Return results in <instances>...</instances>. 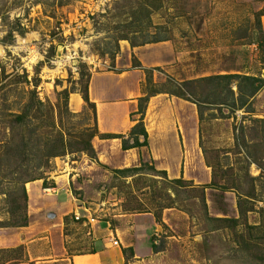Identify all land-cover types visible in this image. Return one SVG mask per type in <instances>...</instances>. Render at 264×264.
Returning <instances> with one entry per match:
<instances>
[{
  "label": "rangeland",
  "instance_id": "374dc122",
  "mask_svg": "<svg viewBox=\"0 0 264 264\" xmlns=\"http://www.w3.org/2000/svg\"><path fill=\"white\" fill-rule=\"evenodd\" d=\"M261 14L264 0H0V102L19 113L30 94L37 93L44 108L29 115L36 118L31 121L32 139L54 140L63 134L69 145L95 129L100 134L104 124L97 106L122 100L126 88L134 85L133 92L140 87V99L149 101L139 99L131 121L137 122L135 127L140 123L153 142L165 141L173 154L171 162L163 157L164 165L176 171L172 177L151 171L156 163L145 151L146 160L126 168L142 163L147 165L144 171L122 178L108 162V156L112 162L127 156L130 164L122 141L106 147V140L95 138L96 160L68 153L36 172L33 176L40 179L34 182L43 184L44 197L86 208L60 232L67 237L66 257L82 256L75 260L82 264L83 256L98 251L107 254L108 264H264V243L255 248L264 240V230L249 229L264 219L259 213L264 209V175L249 164L256 158L264 169V124H256L264 122V85L244 110L233 112L239 98L236 81L230 84L235 93L231 99L228 82L213 80L246 76L264 81ZM155 39L166 41L146 44ZM87 86L96 110L83 99ZM10 120L0 125V152L11 138L15 144L28 139L16 124L11 131ZM176 129L186 146L181 143L182 152ZM247 172L261 178L255 212L237 227L218 223L240 219L238 195L253 191L249 180L240 181ZM5 200L0 197V227L10 222ZM29 203L28 194V227ZM68 212L64 207L63 213ZM152 216L156 224L150 228ZM90 219L98 223L91 226ZM21 229L0 228V251L22 248L25 255L11 264H72L57 262L61 251L54 234L48 243L28 250L25 239L37 240L44 226L36 225L30 233ZM137 232H142L139 238ZM243 239L248 243L241 244ZM47 254L54 259H38Z\"/></svg>",
  "mask_w": 264,
  "mask_h": 264
},
{
  "label": "trees",
  "instance_id": "16d2710c",
  "mask_svg": "<svg viewBox=\"0 0 264 264\" xmlns=\"http://www.w3.org/2000/svg\"><path fill=\"white\" fill-rule=\"evenodd\" d=\"M264 14H261L263 17ZM125 41H128L125 39ZM130 41V40H129ZM166 40L164 39H155L146 44H158L163 43ZM130 45L133 48H137L136 44L130 42ZM213 80L218 81H227L228 87L226 90L229 91V97L232 99L235 97L234 91L231 89L230 84L233 81L237 83V90L239 94V98L234 104H232L233 112L244 110L249 104V100L255 98L257 93L262 89L264 85V81L258 78L246 77V76H220ZM246 86V88H245ZM29 104L23 108V111L19 113H13L11 110L6 107L2 108L4 105L3 100L0 102V125L6 121V118H10L9 128L13 132L17 126L21 127V131L23 132V136L28 139L22 138L21 144H15L13 142V138L10 139V142L4 146L3 151L0 152V197H5V210H7V215L10 219L8 224H2L0 228H27L29 225V217H28V194L26 190V185L37 181L40 177H34L33 175L41 171L42 168H48V163L52 159L60 158L65 156L66 154L73 153H84L87 154L92 159L96 160V153L92 146V140L95 138H100L101 140H121L122 141V150L124 152L134 150V149H142L147 148L149 146L148 143V133L143 126L139 123L136 127H134L129 133V137L121 135H100L99 132L95 129L92 133L85 135L77 136V142L74 144H69L65 142V138L63 134H57V137L54 140L46 139H32L34 137L35 130H32L31 121L36 122V118L31 120L29 115L36 111L44 108V104L38 98L37 93L33 92L30 94ZM227 95V94H226ZM63 99L65 103L69 99L70 93L67 91L63 93ZM5 97V93L1 98ZM177 97L181 98L183 96L177 95ZM84 101L91 106V109L96 110L94 104L90 103L88 97V86L83 94ZM140 101H149V98H142ZM5 103V101H4ZM6 105V103H5ZM222 106L228 105L226 102L221 104ZM264 124L262 121H256V124ZM53 126V124H52ZM29 136V137H28ZM84 137L86 139H84ZM58 138V139H57ZM264 143V142H263ZM248 147V146H247ZM258 148V146H256ZM260 148V147H259ZM258 158H263L261 151H256ZM260 155V157H259ZM248 156L251 157L250 152ZM255 156V155H254ZM256 157V156H255ZM255 163L250 161V165H256L261 170V175H264V169L261 166L260 160H256ZM264 159V158H263ZM139 168H131V169H123L116 170L114 173L122 178L128 177H138L144 169L147 167L146 164H140ZM151 171H153L156 175L167 177L165 172H158L152 166L149 167ZM3 175V176H2ZM249 180L252 184L253 191L248 195L239 194L238 195V210L240 214V219L238 220H215L218 223H227L232 224L234 226L240 225V220L244 218L247 214L255 212L254 204L259 202L256 197V183L259 182L261 178H253L247 172L243 178H240V181ZM6 181V182H5ZM4 182V183H3ZM174 184L183 185L184 182L176 181ZM212 188H218L214 183L212 184ZM215 189V190H216ZM260 203V202H259ZM264 203V202H263ZM206 207V206H205ZM204 207V208H205ZM264 216V209L260 210V212ZM161 224V221H157ZM248 226V225H247ZM249 229L255 230H264V219L260 226L258 227H249ZM264 240H259L256 242L255 248H261L260 243ZM242 243H248L247 240H242ZM240 244V243H239ZM156 250V248H155ZM18 254V256H13ZM3 258V259H2ZM25 258L24 252L22 248L18 249H10V250H1L0 251V264H11L22 262ZM261 261L264 263V258H261Z\"/></svg>",
  "mask_w": 264,
  "mask_h": 264
},
{
  "label": "crops",
  "instance_id": "0c3cea01",
  "mask_svg": "<svg viewBox=\"0 0 264 264\" xmlns=\"http://www.w3.org/2000/svg\"><path fill=\"white\" fill-rule=\"evenodd\" d=\"M261 25H262L263 33H264V16L261 18ZM125 49L128 50L127 47ZM124 82L126 81H123V83ZM139 88L140 87H138V89L135 90V92H133V89H135V86L133 85L132 87L128 89L126 88L124 92L125 95L122 100L119 99L118 101H111V103L106 102V103H102L101 106H97L98 107V120L100 121V123L103 122L104 124V125L99 126V131L101 135L126 136L131 132V130L135 127L137 122L131 121L130 118H131V115L137 112L139 99L142 97L141 89ZM104 94L106 97V94L108 93L104 92ZM112 108H115V110H113ZM178 130L179 129H176V136H177V142H178L179 148L178 147L176 148H178V151L182 152L181 150L183 149H182L181 143H183L184 148H186V146H185V143L182 140H180ZM182 136H183V133L181 132V138ZM149 140H150L149 141L150 148L134 149V150H130L126 152V154L129 155L128 157V159L130 160L129 165H128V162H126L127 156L125 158L118 159L116 161L117 164L122 163L123 167H116L115 166L116 162H112L109 156H108V162L114 163L113 169H117V170L129 168L128 166L130 165H134L132 167H135L136 164L141 162V160H146L144 157L145 151H146L148 157L150 159H153V161L156 163L155 168H157L159 172H165L169 177H172V174H175L176 171L174 170L175 171L174 173L171 172L173 170L168 168L167 165H164L163 163V159H164L163 157H166L169 162L173 160V154L169 152L168 144H166L165 141H162V140H157V142L156 141L153 142L152 138H150ZM117 141L118 140H106L104 146L109 147L110 145H112L111 143H114ZM158 145L160 146L162 151H160V148L159 149L156 148L158 147ZM164 146L166 147L164 148ZM120 148H122L121 144H120ZM125 162H126V165H125ZM260 175H261V172H260ZM70 176L71 175H69L68 176L69 178H67V180L64 181L65 183H67L66 185H68L71 182ZM62 177H64L65 179L67 176H62ZM75 177L73 176L72 178L74 179ZM27 189L29 192L28 194H29V199H30V203H29L30 204V207H29L30 226L27 228H23L21 230H23V233H30L31 230L34 228V226L37 225L38 227L39 224L41 226H44L45 230L39 233L42 235L38 237L37 240L25 237L26 239L24 241V244L26 245L29 251H32L36 243L42 242L43 244H46L49 242L50 236L54 234L56 235V238H57L56 243L59 247V250L61 251V254L59 257L60 260L57 262L71 261L72 264H76L75 260L77 258H82V256L81 257H75V256L66 257L67 253L65 249V243L67 242V237H65L63 233H61L62 235L61 236L60 232H62L64 228L66 227L65 224L72 220V218L74 217L73 215H76L77 212L86 210L84 204H77V203L73 204V203H70L68 199L67 201L61 203L60 198H58L59 202L56 199L50 200L47 197H44L42 195V191L44 190L42 183H38V182L31 183L27 185ZM64 207H68L70 212L63 213ZM67 217L69 218L68 220H67ZM123 217H126V216H123ZM147 222L148 224H150V228H153V226L156 224V221L153 216L149 218ZM255 226H260V225L256 224ZM141 234L142 232H137L135 234V237L139 238ZM128 247H133V244L131 243ZM148 250L149 249H147V251ZM132 251L134 252L135 255H137V250L135 248H133ZM149 252L151 251L149 250ZM55 255H57L56 251H55ZM83 257H85L84 258L85 262H83L82 264H108L109 263V261H107L108 256L105 252L97 251L95 254H91V255H87ZM89 257L93 258L94 260L93 259L88 260ZM38 259L50 260V259H54V256H51V254H47L44 257L38 258ZM49 263L50 262H44L42 264H49Z\"/></svg>",
  "mask_w": 264,
  "mask_h": 264
},
{
  "label": "built area",
  "instance_id": "2783aa9c",
  "mask_svg": "<svg viewBox=\"0 0 264 264\" xmlns=\"http://www.w3.org/2000/svg\"><path fill=\"white\" fill-rule=\"evenodd\" d=\"M51 192V190H45V193H47V194H49ZM80 219H79V217H77L76 218V221H79ZM91 220V221H90ZM89 220V225H91V226H94L96 223H98V221L97 220H95V219H90ZM115 245L117 246L118 245V243L117 242H115Z\"/></svg>",
  "mask_w": 264,
  "mask_h": 264
}]
</instances>
